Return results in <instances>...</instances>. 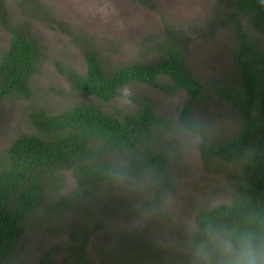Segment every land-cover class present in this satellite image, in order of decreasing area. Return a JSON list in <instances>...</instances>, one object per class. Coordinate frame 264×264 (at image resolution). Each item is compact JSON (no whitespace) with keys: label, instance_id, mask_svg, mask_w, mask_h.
I'll return each instance as SVG.
<instances>
[{"label":"trees","instance_id":"trees-1","mask_svg":"<svg viewBox=\"0 0 264 264\" xmlns=\"http://www.w3.org/2000/svg\"><path fill=\"white\" fill-rule=\"evenodd\" d=\"M7 13L0 0V18L11 34L0 58V102L9 96H32V79L44 56L30 28L9 22ZM217 20L232 24L237 40L233 53L236 74L218 83L203 82L187 61L186 44L173 38L160 43L146 61L109 65L94 43L78 37L86 71L72 65L60 70L84 100L58 112L35 107L29 113L34 130L18 135L0 153V264H7L16 253L24 227L36 212L57 218L81 207L91 193L111 184L106 162L115 155L128 159L138 170L154 169L158 195L170 177L177 121L180 127H194L200 135V155L209 169L217 159L243 164L234 199L202 208L196 221L215 214L227 220L252 218L264 222V6L259 0H234L229 15ZM244 22L261 33V38L254 36ZM163 75L172 79L174 90L183 88L187 93L178 119L161 113L150 97L138 98L137 109L124 113L106 107L129 83L158 86ZM212 93L225 98L242 116L241 127L228 140L214 135L195 115L196 103ZM62 169L73 172L77 186L66 195L54 197L50 193L52 180ZM77 230L70 232L67 252L54 264H84L88 259L90 232L86 228ZM128 235L129 245L138 244V251L134 253L133 248L120 242L124 251L116 246L115 255L106 264H132L134 255L140 253L141 259L152 255L146 239L140 242L135 231ZM105 254L108 259L109 252ZM52 261L48 250L40 264Z\"/></svg>","mask_w":264,"mask_h":264},{"label":"rangeland","instance_id":"rangeland-1","mask_svg":"<svg viewBox=\"0 0 264 264\" xmlns=\"http://www.w3.org/2000/svg\"><path fill=\"white\" fill-rule=\"evenodd\" d=\"M2 1L9 22L28 26L39 40L44 56L32 79V96H9L0 102V153L18 135L34 130L29 113L35 107L58 112L84 100L85 96L72 87L60 70L72 65L86 71L87 61L78 37L94 43L109 65L146 61L160 43L173 38L186 44L187 61L206 84L231 80L236 74L233 53L237 40L233 25L217 20L229 15L234 0ZM244 25L261 38V33L246 22ZM10 36L0 18V58ZM173 87L172 79L166 75L159 77L158 86L131 82L106 107L124 113L137 109L138 98L150 97L161 113L178 119L187 93ZM125 90L129 95H125ZM195 115L223 140L230 139L242 124L238 110L217 93L196 103ZM176 123L170 177L161 190L170 192L174 199L170 215L137 225L135 208L141 198L111 183L91 193L81 207L57 218L36 212L25 225L16 253L7 264H40L48 250L52 264L60 261L71 243L70 232L77 228L90 232L89 256L84 264H106L115 255L116 246L124 251L120 242L136 253L138 244L129 245L131 231L136 232L140 242L146 239L153 251L148 259L139 258L140 253L134 255L132 264H188L182 248L190 223L196 221L202 208L234 199L242 181L243 164L217 159L209 169L200 155V135L195 133L199 137L195 145L182 144L175 135L180 127ZM76 186L73 172L62 169L52 180L50 193L63 196ZM81 224L86 227H78Z\"/></svg>","mask_w":264,"mask_h":264},{"label":"clouds","instance_id":"clouds-1","mask_svg":"<svg viewBox=\"0 0 264 264\" xmlns=\"http://www.w3.org/2000/svg\"><path fill=\"white\" fill-rule=\"evenodd\" d=\"M259 3L264 6V0ZM125 95H129L127 90ZM175 135L185 145H195L199 140L194 127H179ZM106 176L117 188L141 198L135 208L137 225L171 214L174 199L167 191L157 195L159 181L154 169L138 170L128 159L115 155L106 162ZM187 231L182 251L188 264H264V222L208 214L191 222Z\"/></svg>","mask_w":264,"mask_h":264}]
</instances>
